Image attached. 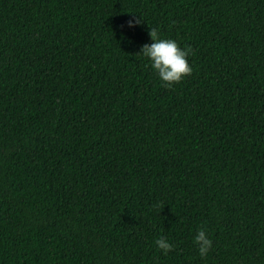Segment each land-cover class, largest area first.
<instances>
[{
    "label": "trees",
    "instance_id": "trees-1",
    "mask_svg": "<svg viewBox=\"0 0 264 264\" xmlns=\"http://www.w3.org/2000/svg\"><path fill=\"white\" fill-rule=\"evenodd\" d=\"M0 264H264V0H0Z\"/></svg>",
    "mask_w": 264,
    "mask_h": 264
},
{
    "label": "clouds",
    "instance_id": "clouds-1",
    "mask_svg": "<svg viewBox=\"0 0 264 264\" xmlns=\"http://www.w3.org/2000/svg\"><path fill=\"white\" fill-rule=\"evenodd\" d=\"M142 22L137 16H133L127 23L129 29H134ZM151 43L144 44L139 54L148 61V65L157 76L159 81L166 87H172L179 84L184 78L189 76L193 69L189 64L188 57L192 55L190 47L182 48L177 41L168 38H162L157 28H151L148 32ZM122 40L131 41L128 37L122 36ZM158 250L163 251L165 255L173 250V244L163 236L155 240ZM198 249L201 259L208 256L213 246V241L209 237L204 227L197 229L193 240Z\"/></svg>",
    "mask_w": 264,
    "mask_h": 264
}]
</instances>
